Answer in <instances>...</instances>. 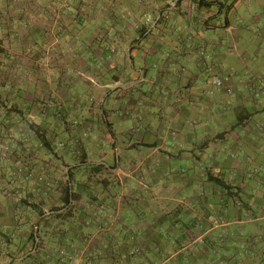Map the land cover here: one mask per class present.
I'll use <instances>...</instances> for the list:
<instances>
[{"label":"crops","instance_id":"obj_1","mask_svg":"<svg viewBox=\"0 0 264 264\" xmlns=\"http://www.w3.org/2000/svg\"><path fill=\"white\" fill-rule=\"evenodd\" d=\"M107 1L112 5L104 9L90 0L72 1L57 14L47 0H0V188L20 183L22 198L17 204L0 193L5 248L0 264H129L126 248L98 241L84 246L87 237L98 240L93 206L100 202L117 240L131 233L150 236L138 224L152 217L153 200L159 204L154 212L161 238H169L171 230L180 233L185 228L179 225L187 223L197 231L195 238L211 237L213 228L202 226L210 221L211 209L227 214L238 197L247 208L264 206L259 196L264 185L250 180L264 176V86L255 87L264 75V29L258 26L257 37L251 30L264 15V0H208L217 2L211 6L173 0L174 23L170 28L163 19L162 40L147 51L136 41V18L118 22L115 12L122 4L137 15L147 1ZM151 2L156 19L164 15L163 1ZM223 15V24L211 21ZM176 27L187 28L190 41L175 35ZM207 30L221 31L226 39L207 40L202 37ZM230 46L241 54L228 61L235 75L222 87L214 81L217 94L206 91L207 84L196 81L195 66L202 64L191 54L212 50L215 68ZM164 47L181 58L165 61L156 73L141 66L148 53ZM71 65L102 83L79 98V78L65 74ZM246 89L251 96H245ZM48 132L51 136L44 135ZM211 176L223 177L230 187L217 185ZM91 179L96 187L85 194L82 187ZM68 186L74 200L65 205ZM165 203L195 208L187 221L173 220L176 227L164 230L163 217L170 214L163 210Z\"/></svg>","mask_w":264,"mask_h":264},{"label":"rangeland","instance_id":"obj_2","mask_svg":"<svg viewBox=\"0 0 264 264\" xmlns=\"http://www.w3.org/2000/svg\"><path fill=\"white\" fill-rule=\"evenodd\" d=\"M49 5H51L56 12H59L57 14H60V11L67 9L71 7L73 4L72 1L76 0H47ZM91 5L94 3L100 8H109L110 5H112L110 2L108 3L107 0H90ZM137 1V0H136ZM139 0V4H140ZM147 1L146 3H142L140 6V12L137 15H132L129 13L128 9L122 5H116V18L118 19V22H131L136 18V23L138 24V34L136 36V41L138 44L141 43L140 48L142 50L147 51L149 45H152V42H157L162 40L161 31L163 29L162 22L155 23L156 17H157V10L151 11L150 5L151 0H143ZM163 1V9L164 15L162 14V18L165 19V23L170 26L174 23V16L175 14L170 11V4L173 0H162ZM233 0H229V2L232 3ZM120 3V2H119ZM76 3H74L75 5ZM146 8H149L148 11ZM147 11V16H150L151 23L144 24L143 20L147 17L146 15H143L145 10ZM136 16V17H134ZM166 16V17H165ZM113 17V16H112ZM224 17L218 16L215 19H212L211 21L213 23L220 22L224 23ZM114 19V18H113ZM163 21V20H162ZM258 24L254 23L252 24L251 30L255 31L253 34L254 37H257L259 35L257 30H259V27L264 29V15H261L259 17ZM164 24V23H163ZM184 25H188V22L184 21ZM259 26V27H258ZM186 27V26H185ZM146 30L151 29L149 33H147V37L142 36L141 32L139 30ZM169 29V28H168ZM147 30V31H148ZM174 34L177 35L182 40L190 41L191 36L189 33V30L187 28L183 27H176L174 30ZM192 31V30H191ZM252 34V33H250ZM142 36V38H140ZM203 38L207 40H217L219 41L220 37H225L226 34L221 31L216 30H207L204 31V34L202 35ZM199 40H203L202 38H198ZM263 40V36L256 38V41ZM137 44V45H138ZM53 49V48H52ZM227 49H229L227 51ZM231 46L229 48L224 47V52L226 54V60L224 59H218L216 61V67L212 68L213 63V56L210 55L212 50L209 52L208 50H203L202 52L192 53V57L194 58V61L198 63V61L201 62V66L199 67L195 66V72H199L197 75L196 81L199 82L200 85H203L206 89V91H212L214 94H217L214 89V81L218 78L223 79L228 83L229 77L231 78L232 74L228 65V61L237 59V54L241 55L240 52H234L233 50L230 51ZM261 53L264 54V46L261 49ZM179 56L181 58V53H176L175 51H172L169 47H164L162 50H159L157 53H148L146 57L144 58L143 65L146 67L149 72L156 73L160 69L163 68L165 65V61L171 60L174 57ZM213 57V58H212ZM218 65V66H217ZM171 68V67H170ZM217 68V69H216ZM23 74H29V71H25ZM54 74V73H52ZM65 74H68L70 78H79V84H78V91L80 96H83L87 91L96 88V83L101 84L102 81L97 78V76L92 75L91 72L84 70L81 68L78 73L77 69L74 66H69L68 70L65 71ZM80 74H84L85 76H80ZM73 75V76H72ZM240 76L243 77V79H248V74H240ZM264 76V75H263ZM260 76L259 78L263 77ZM227 79V80H226ZM92 80V82H91ZM232 81V79H231ZM230 81V82H231ZM258 84L256 82V88ZM73 87V85H71ZM147 89V88H145ZM253 90V88H251ZM250 89V90H251ZM215 91V92H214ZM245 96L249 97L251 96V93L248 91V89L244 90ZM253 93V92H252ZM255 94L259 95L258 89ZM233 95V94H232ZM230 95H227L226 98H230ZM205 98H212L209 93H206ZM225 99L222 100V102H225ZM86 101L88 102L89 99L86 98ZM43 114L45 112L41 111ZM71 121V120H69ZM260 131H264V126H260ZM51 136V132L44 133V135ZM90 135L93 136L92 132H90ZM53 136V135H52ZM260 173H264V169H260ZM81 174L77 173L76 177L77 179H81ZM172 175V174H171ZM92 175H90V178ZM174 176H171L170 178H173ZM224 181L223 177H221ZM256 180L257 182H260L264 185V176L263 175H254L250 178V180ZM145 181H148L149 183L153 182L152 180L149 181L148 178L145 179ZM226 181V180H225ZM224 181V182H225ZM234 179L231 180L233 182ZM229 182V180H228ZM90 184L89 186H83V192L85 194H90L94 191L96 187L95 180L88 181ZM95 193V192H94ZM214 194V192H212ZM234 192V196H235ZM259 196H261V199H264V191H261L259 193ZM93 198V197H92ZM238 203L236 205H232L231 207H228V213H223L222 210L213 208L211 209V215H210V221H207L205 225L202 224V226H205L206 229L213 228L211 232V237L208 238H195V235L198 234L197 231L194 229H191L187 223V225L182 226L179 225L183 229L180 233L176 230L169 233L171 236L169 238H161L160 237V245H158L157 248L152 249V253L148 252L149 246L155 247L156 245H153L155 242V239L157 238V224L161 223L158 221V216L154 211V209H157L159 207V204L155 202L154 200L149 202L151 204L148 205L153 207V215L146 216L147 220L145 222L140 221L138 226L145 227L146 230H148L149 237L145 238L141 234L138 235L137 233H134L131 235L133 236V240H130V243L125 245L127 249V255L124 256L126 260H128L129 264H159L162 259L164 261V264H264V206L261 207L258 204H255L254 207L250 206V208H247L243 201H241V198L238 197ZM213 202L217 201V199H212ZM135 203V202H134ZM22 204V203H20ZM157 204V205H156ZM171 203H165L163 206V210L168 212L170 211V214L164 215L167 219L165 229H169L171 226V222L173 220L176 221V219H180L181 221L185 222L189 219L190 216H192V211L195 208V206L189 204V205H182L180 206H174L171 205ZM156 206V207H155ZM95 209V213L99 215V222H98V240L94 239L92 236L90 238L87 237L84 246H92V244L95 245V241L99 246H114L115 239L113 238L114 235L112 233H109L110 230H112L113 222L110 220V218L107 215L106 206L104 202H100L96 207L93 206ZM198 209V208H197ZM200 209V208H199ZM178 211V212H177ZM90 212V211H89ZM179 212L184 213L183 215ZM229 212H233V218L229 220ZM240 212V216L239 213ZM93 214V213H91ZM165 214V213H164ZM226 216H225V215ZM146 215V214H145ZM157 216V217H156ZM178 216H181L177 218ZM130 216L128 215L127 218ZM168 217V218H167ZM138 220V217H137ZM140 220V219H139ZM130 227L135 228V223L130 222L128 224ZM163 225V224H162ZM176 227V224H174ZM213 232H216L215 234H212ZM228 232V233H227ZM220 234H222L220 236ZM107 235V237H105ZM126 236V235H125ZM218 236V237H217ZM220 236V237H219ZM180 239V240H178ZM151 244V245H150ZM167 246V248H166ZM166 248V249H165ZM174 248H177V251L172 250ZM208 249H210V254H208ZM158 252V254H156ZM159 252L161 253L159 255ZM182 256V257H181ZM183 257L187 258L186 263L183 262Z\"/></svg>","mask_w":264,"mask_h":264},{"label":"trees","instance_id":"obj_3","mask_svg":"<svg viewBox=\"0 0 264 264\" xmlns=\"http://www.w3.org/2000/svg\"><path fill=\"white\" fill-rule=\"evenodd\" d=\"M196 3L198 4V6H211V5H214V4H216L217 2L216 1H208V0H197L196 1ZM163 9V8H162ZM162 20H163V18H162V14H160V16H159V18H157L156 20H155V23H156V25H157V23H160V22H162ZM147 30L148 29H144V30H139L140 32H141V34H142V36L147 32ZM72 178V175L70 174L69 175V180ZM211 179L212 180H214V181H216V184L217 185H219V186H225V187H227V188H229L230 186L229 185H225L224 183H223V181L222 180H220L218 177H216V176H211ZM229 193V192H228ZM232 195H234V192H232L231 193ZM71 200H74V194H72L71 192H70V186H68V190H67V192H66V196H65V205H69L70 204V202H71ZM233 202H235V201H233ZM59 209V208H58ZM228 209V208H227ZM229 211V210H228ZM228 216H229V220L230 219H232L233 218V212H229V214H228ZM174 224L175 223H171V226H170V228L171 227H174ZM190 224V223H189ZM177 225V224H176ZM187 225V224H186ZM167 237V236H166ZM157 238L158 239H155V242H154V244L153 245H156L155 247H153V248H157L158 247V245H160V236H157ZM168 238V237H167ZM134 238L133 237H129V238H121V239H119V240H117V239H115V243H114V245L115 246H117V247H119L120 246V248H126L125 247V245H126V243H127V245L130 243V240H133ZM178 240H180V239H178ZM151 245V244H150ZM166 248H167V246H166ZM165 248V249H166ZM172 250H176L177 251V248H174V249H172ZM182 257V256H181ZM186 261H187V258H185V257H183V262L184 263H186Z\"/></svg>","mask_w":264,"mask_h":264},{"label":"built area","instance_id":"obj_4","mask_svg":"<svg viewBox=\"0 0 264 264\" xmlns=\"http://www.w3.org/2000/svg\"><path fill=\"white\" fill-rule=\"evenodd\" d=\"M166 17V16H165ZM151 18L150 16H147L144 20L143 23L146 25L148 23H151ZM227 80V79H226ZM257 84L260 86H264V76L261 78H257ZM225 80L223 79H217L215 82V85L217 87H222L225 85ZM228 92H231V89L228 88ZM51 103L49 102L47 104V107H50ZM20 188L21 184L20 183H15L7 186L4 189L0 188V193L4 195L5 197H8L9 199L13 200L15 203L20 204L22 202V198L20 196ZM5 248L3 242L0 240V257L4 254Z\"/></svg>","mask_w":264,"mask_h":264}]
</instances>
